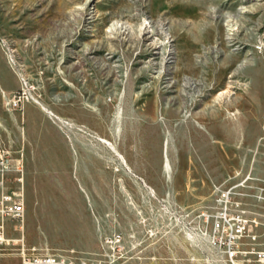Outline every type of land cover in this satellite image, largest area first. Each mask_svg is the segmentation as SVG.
I'll return each mask as SVG.
<instances>
[{"label": "rangeland", "instance_id": "obj_1", "mask_svg": "<svg viewBox=\"0 0 264 264\" xmlns=\"http://www.w3.org/2000/svg\"><path fill=\"white\" fill-rule=\"evenodd\" d=\"M0 41L14 71L0 48V132L21 133L24 105L9 110L6 97L24 91L104 140L108 171L116 153L181 207L210 205V181L232 185L236 171L264 180V0H0ZM50 179L38 181L37 192L26 188L25 199H36L27 233L49 222L41 186L61 199L55 185L66 177ZM124 180L115 183L110 172L108 188L100 185L110 192V234L140 236L136 208L155 218L134 179ZM253 182L239 199L264 215ZM69 183L79 192L74 176ZM176 237L177 263L185 264Z\"/></svg>", "mask_w": 264, "mask_h": 264}, {"label": "built area", "instance_id": "obj_2", "mask_svg": "<svg viewBox=\"0 0 264 264\" xmlns=\"http://www.w3.org/2000/svg\"><path fill=\"white\" fill-rule=\"evenodd\" d=\"M255 47L261 51L263 43L260 41ZM0 48L13 71L1 41ZM16 76L23 87L33 89L29 82L21 80V75ZM26 102L41 107L68 139L72 134H78L90 142L108 146L85 126L44 108L39 94L27 96L24 91H17L6 97L9 110H22ZM115 156L117 162H110L111 169L115 172L123 170L137 182L142 200L155 221H149L144 211L136 208L142 227L140 236L135 233L126 237L119 233L104 236L98 252L83 257L74 250L55 252L47 246H28L22 237L14 239L6 236L4 218L18 221L20 228L24 219V166L21 150L14 152L1 146L0 253L15 251L20 264H157L159 258L151 254V250L171 236H180L187 249V256L181 260L185 264H264V241L261 244L257 231L259 228L264 229V215L249 212L239 199L238 190L252 180L250 173L242 175L241 171H236L234 177L237 181L232 185L213 182L210 205L186 208L170 201L168 197L160 198L141 176L132 172L121 156L116 153ZM9 173L15 174L13 181L19 188L8 193L3 188ZM263 192L264 189L260 188L256 195L258 201H264ZM126 195L129 204L135 208L131 197Z\"/></svg>", "mask_w": 264, "mask_h": 264}, {"label": "crops", "instance_id": "obj_3", "mask_svg": "<svg viewBox=\"0 0 264 264\" xmlns=\"http://www.w3.org/2000/svg\"><path fill=\"white\" fill-rule=\"evenodd\" d=\"M22 115L23 127L20 134L15 127H8L4 132H0V146L14 152L21 150L24 166L22 184L24 219L20 228L18 221L4 218L6 236L14 239L22 237L28 246H47L55 252L74 250L83 257L98 252L102 238L110 235L108 225L110 221V192L101 193L100 185L106 184L108 188L110 172L113 174L115 183L125 182L124 176L129 177L130 175L123 170L115 172L110 168L108 171L106 165L108 153L105 144L83 142V137L78 134H72L68 139L46 112L36 104H26V106L24 104ZM9 140L12 142H8ZM155 151L154 165L158 166L161 162V155L159 149ZM140 154V157L145 161V153ZM127 165L130 168L129 164ZM248 172L252 175L251 170ZM245 173L242 172V175ZM58 174L64 175L67 183L63 185L54 184L60 190V200L52 203L43 202V210L48 215L49 222H45V224L42 222L40 234L27 233L25 216L28 214L30 217L34 212L33 206L36 199L32 200L30 193L28 194L29 200L25 199L26 188L28 191L37 192L38 181L46 179L52 184L50 177ZM14 176V173L7 175L3 188L4 192L9 193L19 188L18 184L13 181ZM71 176H74L78 182L79 192L74 191L69 183ZM251 181L256 184L257 193L260 188L264 189V180L252 176ZM213 182L220 183L210 181V188ZM135 183L137 184L136 181ZM137 186L139 195L142 196L140 187L138 184ZM80 191L84 192L85 198ZM75 196H78L79 200H76ZM130 231L131 233L136 232L132 229ZM257 231L261 242L264 240V229L259 228ZM128 233H123V236L126 237ZM181 241L184 243L183 239ZM178 243L179 238L171 236L159 242L150 253L159 258L157 264H178ZM183 245L185 247V244ZM184 249L187 252L186 247ZM0 264H20V258L15 251L0 253Z\"/></svg>", "mask_w": 264, "mask_h": 264}, {"label": "bare ground", "instance_id": "obj_4", "mask_svg": "<svg viewBox=\"0 0 264 264\" xmlns=\"http://www.w3.org/2000/svg\"><path fill=\"white\" fill-rule=\"evenodd\" d=\"M88 2L92 1V0H87ZM147 29V28H146ZM150 29V28H149ZM171 52V51H170ZM0 153H1V148H0ZM50 188L47 184L46 185H42L41 186V190L44 191V194L41 196L43 202H55L57 201L59 198H57V193L54 191H49Z\"/></svg>", "mask_w": 264, "mask_h": 264}]
</instances>
